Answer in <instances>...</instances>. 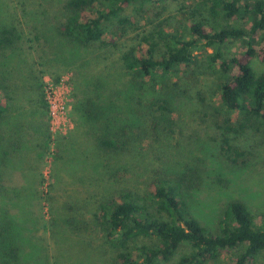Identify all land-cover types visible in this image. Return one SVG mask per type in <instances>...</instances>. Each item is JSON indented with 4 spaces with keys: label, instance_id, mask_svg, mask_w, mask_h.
<instances>
[{
    "label": "rangeland",
    "instance_id": "374dc122",
    "mask_svg": "<svg viewBox=\"0 0 264 264\" xmlns=\"http://www.w3.org/2000/svg\"><path fill=\"white\" fill-rule=\"evenodd\" d=\"M65 1L0 0V38L7 26L15 29L11 43L0 46V88L8 86L12 97L0 118V192L21 188L27 193L23 217L29 243L38 250L33 258L40 264H115L96 220L98 204L117 190H142L158 175L192 172L195 183L187 200L211 231H217L231 200L243 202L257 224L264 222V127L237 129L244 123L242 117L219 107L221 77L208 65L205 53L199 54L197 64L166 75L158 70L147 80L119 60L158 24L182 30L183 12L201 0H155L141 11L134 5L123 14L128 23L104 22L103 39L113 42L87 48L56 34ZM100 8L96 4L86 16ZM263 35L256 47L262 45ZM140 45L145 49L146 44ZM242 50V43L233 41L226 52L232 56ZM251 64L255 74L264 71L258 58ZM91 91L112 103V114L123 116L118 128L129 124L123 138L127 146L140 147L136 156L118 163V172L103 167L96 135L79 116L80 101ZM153 91L170 104L166 119L150 106ZM226 114L231 115V130L225 129ZM190 250L182 244L161 264H173ZM236 253L223 251L206 264L231 263ZM251 264H264V252Z\"/></svg>",
    "mask_w": 264,
    "mask_h": 264
},
{
    "label": "trees",
    "instance_id": "16d2710c",
    "mask_svg": "<svg viewBox=\"0 0 264 264\" xmlns=\"http://www.w3.org/2000/svg\"><path fill=\"white\" fill-rule=\"evenodd\" d=\"M154 1L66 0L56 34L79 47L87 48L95 43L108 45L113 40L103 39L106 20L115 19L123 25L129 21L123 15L129 8L136 5L141 11ZM96 4L101 8L94 16H86ZM183 13L182 30L169 31L158 24L159 28L140 37L137 47L120 54L122 65L144 80L158 70L166 75L197 64L203 51L208 65L214 66L221 77L219 107L242 117L244 123L237 129L264 127V71L255 74L251 64L254 58L264 63V35L262 45L256 47L259 34L264 32V0H201ZM7 27L2 31L0 46L11 43L10 36L15 29ZM233 41H240L243 50L229 56L226 49ZM142 43L146 44L145 49L140 47ZM7 88L6 85L0 88V118L9 110L8 102L12 99ZM94 91L80 101L79 116L96 135L103 167H113L118 172V163L128 156H136L134 152L140 147L127 146L123 138L127 137L129 124L119 125V133L117 122L123 116L112 114V103L99 93L92 94ZM151 96V108L160 110L161 117L166 119L171 112L169 102L160 92L153 91ZM38 99L45 108L43 98ZM230 122L231 115L226 114V130L232 129ZM108 175L117 174L108 172ZM192 175V172L172 177L158 175L142 190H117L115 196L98 204L96 220L105 242L112 248L115 264H161L169 261L182 244L189 245L191 250L173 264H206L228 250L237 253L233 262L227 264H251L257 254L264 252V222L257 224L239 200L226 204L217 221V231L199 222L187 200V192L195 183ZM27 197L21 188L0 192V264H40L33 258L37 249L29 243L25 228L23 213ZM41 258L48 259L45 255Z\"/></svg>",
    "mask_w": 264,
    "mask_h": 264
},
{
    "label": "built area",
    "instance_id": "2783aa9c",
    "mask_svg": "<svg viewBox=\"0 0 264 264\" xmlns=\"http://www.w3.org/2000/svg\"><path fill=\"white\" fill-rule=\"evenodd\" d=\"M48 96H49V95H48ZM51 113H52L53 115H55V112H54L53 110L51 111Z\"/></svg>",
    "mask_w": 264,
    "mask_h": 264
}]
</instances>
